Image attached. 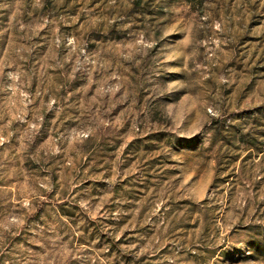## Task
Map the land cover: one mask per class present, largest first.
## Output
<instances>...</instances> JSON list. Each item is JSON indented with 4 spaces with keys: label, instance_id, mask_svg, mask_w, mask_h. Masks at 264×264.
Here are the masks:
<instances>
[{
    "label": "rangeland",
    "instance_id": "374dc122",
    "mask_svg": "<svg viewBox=\"0 0 264 264\" xmlns=\"http://www.w3.org/2000/svg\"><path fill=\"white\" fill-rule=\"evenodd\" d=\"M0 264H264V0H0Z\"/></svg>",
    "mask_w": 264,
    "mask_h": 264
}]
</instances>
